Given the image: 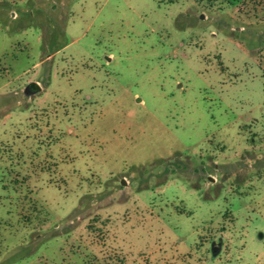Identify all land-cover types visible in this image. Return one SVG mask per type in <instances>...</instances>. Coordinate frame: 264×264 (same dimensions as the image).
Returning a JSON list of instances; mask_svg holds the SVG:
<instances>
[{
	"label": "rangeland",
	"instance_id": "rangeland-1",
	"mask_svg": "<svg viewBox=\"0 0 264 264\" xmlns=\"http://www.w3.org/2000/svg\"><path fill=\"white\" fill-rule=\"evenodd\" d=\"M0 264H264V0H0Z\"/></svg>",
	"mask_w": 264,
	"mask_h": 264
},
{
	"label": "flooded vegetation",
	"instance_id": "flooded-vegetation-1",
	"mask_svg": "<svg viewBox=\"0 0 264 264\" xmlns=\"http://www.w3.org/2000/svg\"><path fill=\"white\" fill-rule=\"evenodd\" d=\"M216 248V250H218V252H217V255L219 254V251L221 250V248H222V243H221V241H219L218 242V245H216V244H212V246H211V252H212V249H215Z\"/></svg>",
	"mask_w": 264,
	"mask_h": 264
},
{
	"label": "water",
	"instance_id": "water-1",
	"mask_svg": "<svg viewBox=\"0 0 264 264\" xmlns=\"http://www.w3.org/2000/svg\"><path fill=\"white\" fill-rule=\"evenodd\" d=\"M121 184H125L124 179L121 180ZM217 252H218V250H216V248L212 249V257H215L217 255Z\"/></svg>",
	"mask_w": 264,
	"mask_h": 264
},
{
	"label": "trees",
	"instance_id": "trees-1",
	"mask_svg": "<svg viewBox=\"0 0 264 264\" xmlns=\"http://www.w3.org/2000/svg\"><path fill=\"white\" fill-rule=\"evenodd\" d=\"M34 86H36V85H34ZM161 163H164V161H161ZM167 165V164H166Z\"/></svg>",
	"mask_w": 264,
	"mask_h": 264
}]
</instances>
